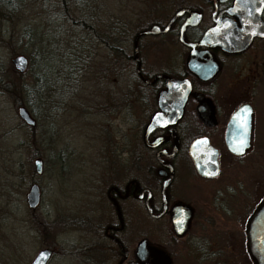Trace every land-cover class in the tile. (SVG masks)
Wrapping results in <instances>:
<instances>
[{"label":"flooded vegetation","instance_id":"1","mask_svg":"<svg viewBox=\"0 0 264 264\" xmlns=\"http://www.w3.org/2000/svg\"><path fill=\"white\" fill-rule=\"evenodd\" d=\"M235 2L233 6V0H155V19L133 29L123 52L127 66L125 90L120 99L99 103L108 109L119 102L115 108L121 109L124 122L120 145L128 155L125 160L130 162L95 192L90 218L85 219L99 236L80 245L79 252H88L99 264H241L237 255L242 252L252 264L246 248V222L264 191L250 198L248 186L223 177L217 144H222L230 156L245 155L253 146L255 124L264 120V114L257 109L259 86L264 80V0ZM180 8L185 9L173 16L166 30L139 35L134 50L132 40L138 29L151 23L162 27ZM195 15L197 19L190 22ZM231 21L237 40L253 33L242 50H223L212 37L198 42L209 27L217 23L222 32ZM166 40L170 47L164 59L157 61L152 49ZM213 61L216 69L210 72ZM247 78L248 87L226 83L230 79L244 82ZM167 79L176 82L167 87ZM186 82L187 94L180 104L177 93L183 92ZM234 89L249 93V97L225 111L227 95L220 94L234 93ZM162 90L168 94L158 99ZM135 99L142 106L134 123L135 147L131 148L128 120ZM242 102L251 107V145L235 154L225 147L224 133L231 111ZM159 109L162 120L146 129L150 116ZM197 137L206 138L216 148L215 174H202L194 166L188 148ZM100 197L108 206L98 214ZM249 199V204L243 206L242 201ZM131 202L154 221L152 239L144 232L131 243L126 210ZM146 204L151 212L146 210ZM140 238L145 240V247L138 257L136 242ZM53 251L52 247L46 264Z\"/></svg>","mask_w":264,"mask_h":264},{"label":"rangeland","instance_id":"2","mask_svg":"<svg viewBox=\"0 0 264 264\" xmlns=\"http://www.w3.org/2000/svg\"><path fill=\"white\" fill-rule=\"evenodd\" d=\"M43 1L20 0L9 16L0 19V264H26L42 246L54 249L47 264H99L88 252H79L80 245L99 236L85 219L90 218L95 192L101 190L108 178L122 173L123 165L130 164L120 145L124 122L121 109L115 108L119 102H114L108 109L99 103L121 98L127 66L122 53L97 43L76 93L53 96L47 93V88H39L42 93H35L33 66L17 80L10 62L13 54L31 55L38 44L50 53L46 38L42 37L38 27ZM99 4V16L103 21L111 24L124 18L132 30L157 15L145 0H99ZM26 26L31 33H24ZM63 37L57 52L68 46ZM150 38L160 40L157 36ZM112 42L110 38L109 44ZM168 42L152 49L157 61L164 59V52L170 47ZM119 45L115 47H121L122 42ZM248 81V78L244 82L230 79L226 83L248 87ZM19 86L23 89L27 86L28 93L15 91L14 88ZM259 87L257 109L264 114V80ZM238 91L220 94L227 95L225 111L238 100L249 97V93ZM17 104L30 108L35 118L34 129L18 118ZM141 106L135 99L130 108L131 148L135 147L134 123ZM217 145L223 177H231V182L240 180L243 186H248L250 198L262 193L264 120L255 124L253 146L245 155L230 156L224 152L222 144ZM35 156L42 161L40 173L33 170ZM31 181H35L40 189L39 203L32 210L24 201V192ZM97 202L100 214L102 207L108 205L103 197ZM249 202L250 199L242 201L243 206ZM126 210L131 243L144 232L152 239L154 221L145 216L137 203L131 202ZM237 257L241 258V264H249L243 252Z\"/></svg>","mask_w":264,"mask_h":264},{"label":"trees","instance_id":"3","mask_svg":"<svg viewBox=\"0 0 264 264\" xmlns=\"http://www.w3.org/2000/svg\"><path fill=\"white\" fill-rule=\"evenodd\" d=\"M145 1L149 6L152 5L151 9H154L153 1ZM19 3L20 0H0V19L9 16ZM100 8L99 0H44L38 27L42 31V37L46 38V43L49 45L46 47L50 48V53L44 51V48H40L38 44L34 54L26 56L27 65L24 71L18 72L12 67L16 79H21L28 68L33 66L32 78L37 89L35 93H42L43 90L39 88H47V93H52L53 96H57V93H76L80 78L93 58L95 44L103 43L104 46H111L123 56L133 30L128 29L124 18L114 20L111 24L106 23L99 16ZM71 12L76 14L72 15ZM154 19L155 17L150 21ZM27 31L30 32L28 26L25 27L24 33ZM63 35L68 41V46L57 52L56 48L61 46ZM110 38L113 42L109 44ZM121 42V47H115L120 46ZM10 87L12 88V84ZM14 90L28 93L27 86L24 89L21 86L15 87ZM27 110L31 115L30 108ZM34 126L35 123L28 127L32 130Z\"/></svg>","mask_w":264,"mask_h":264},{"label":"water","instance_id":"4","mask_svg":"<svg viewBox=\"0 0 264 264\" xmlns=\"http://www.w3.org/2000/svg\"><path fill=\"white\" fill-rule=\"evenodd\" d=\"M235 0H233V6L235 4ZM231 7V13H234V7ZM185 8L178 9L167 21V23L160 27L156 23H151L147 27H142L136 31L133 37V46L134 50L136 49V41L137 37L141 34H155L160 31H164L167 29L169 21L173 18L175 14L180 13ZM195 19L190 22H194L197 19V15L194 17ZM185 22V21H184ZM253 33L244 34L241 41L237 40L235 37L234 24L231 21L227 24L226 30L224 29L222 32L218 30V24H214L209 27L201 39L198 42H202V40L206 38H210L214 40L215 44H218L221 49L231 52H237L242 50L246 44L250 36ZM179 38L182 40L181 32L179 33ZM10 62L12 67L18 72L24 71L27 65V58L22 53H15L11 56ZM216 69L215 61L212 62L211 71L213 72ZM209 73H206L208 76ZM175 80L167 79L165 81L166 86L169 87L172 85ZM188 90V82L184 87L182 93H177L180 95V104L184 100L185 95ZM162 90L157 94L158 99L162 98V96L167 95L168 93H163ZM174 93H172L173 95ZM161 107V105H158ZM180 108V106H179ZM161 109V108H160ZM156 110L150 116L149 122L146 125V129L151 128L154 125H157V122L162 120L163 113L161 110ZM15 112L18 118L26 125L33 126L35 123L34 118L30 115L27 108L22 104H17L15 107ZM224 144L225 147L232 153L241 154L251 145V107L249 103L242 102L238 104L230 113L225 126L224 133ZM189 154L194 163L195 168L198 172L205 175L215 174L217 171V159H216V148L209 144L204 137L195 138L189 145ZM33 170L36 173H40L42 169V161L38 156L33 157ZM40 198V189L38 184L35 181H31L27 189L24 192V201L28 208L34 209L38 203ZM146 210L151 212L150 207L146 204ZM246 248L251 259L252 264H264V196L257 203V205L252 210L246 222ZM145 247V240L143 238L138 239L136 242V255L140 257L139 253L142 248ZM52 252V247L42 246L38 248L31 258L28 260L26 264H46L50 254ZM138 260L134 261L137 263Z\"/></svg>","mask_w":264,"mask_h":264}]
</instances>
